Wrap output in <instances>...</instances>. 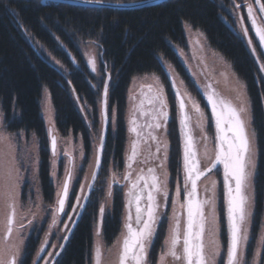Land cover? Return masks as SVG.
Masks as SVG:
<instances>
[{
	"label": "trees",
	"instance_id": "1",
	"mask_svg": "<svg viewBox=\"0 0 264 264\" xmlns=\"http://www.w3.org/2000/svg\"><path fill=\"white\" fill-rule=\"evenodd\" d=\"M142 1L147 0H101L108 3ZM230 5L231 0H169L145 8L121 10L52 1L43 4L41 0H0V109L4 116L3 127L12 135L20 132L27 136L36 135L40 157L39 181L44 203L47 205H52L55 201V188L51 181L50 139L41 115L43 93L45 90L50 93L58 134L62 138L82 137L88 164L93 154V130L99 134L103 126L99 103L102 104L103 86L108 75L110 76L109 131L101 171L79 223L53 264H91L94 225L106 191L105 181H100L108 178L111 168L115 172L124 170L128 140V94L136 78L155 74L166 89L170 105L168 140L172 189L177 178H181L183 143L176 95L170 74L161 58L173 66L187 91L200 102L208 117L210 115L206 95L189 75L172 47L175 45L188 49L183 28L185 23L205 36L209 47L232 66L236 76L246 86L258 154L254 182L255 213L247 247V261L252 259L264 227V79L245 42L225 20H230L226 12ZM81 42H91L98 47L100 79L92 74L81 54L76 44ZM50 55L63 66L66 73L50 62ZM77 101L90 107L92 130L87 127ZM114 114L116 119L113 128ZM211 121L212 119L208 130L213 134ZM78 188L77 185L71 197L67 210L69 214L75 207ZM27 189L28 183L23 191V202L26 200ZM123 203V190L117 189L114 191L112 212L103 222V237L108 246L114 243L121 232ZM218 211L222 243L226 248V211L221 193ZM165 225L157 235L154 256L160 253L165 241ZM70 227L71 225L68 230ZM45 232L46 224L29 236L20 264L35 263ZM262 263L264 264V249Z\"/></svg>",
	"mask_w": 264,
	"mask_h": 264
},
{
	"label": "snow or ice",
	"instance_id": "2",
	"mask_svg": "<svg viewBox=\"0 0 264 264\" xmlns=\"http://www.w3.org/2000/svg\"><path fill=\"white\" fill-rule=\"evenodd\" d=\"M101 3V0H95ZM259 3V12L264 14V2L256 0ZM248 15L252 19V26L256 31L261 44H264V26L257 23L256 11L252 4L248 5ZM264 20V15L260 17ZM241 32L247 36L248 29L241 22ZM251 45L252 41L249 39ZM255 52V49H253ZM93 71L96 70L95 61H91ZM165 63H167L165 61ZM171 66L169 65V68ZM260 70L264 71V63L260 64ZM156 87L147 85L148 93L142 100L137 109L133 111L130 118L132 127L130 131L135 135L131 141L130 150L127 155L126 169L123 175L125 181L124 188V213L122 218V230L117 237V244L120 245L118 264H150L149 252L156 237V230L161 218V209L168 207V173L157 172V167L135 168L138 158L142 155L144 144L156 142L155 153H151L159 160L157 165L164 169V161L167 156L160 159V138L156 131H166V121L169 116L168 102L166 92L159 76L153 74ZM110 79V77H109ZM241 87H246L241 84ZM143 95V89L141 91ZM179 95V93H178ZM108 86H103V122L99 143L95 148L96 169L100 167L101 157L104 153V126L108 123ZM191 99V97H189ZM239 98V97H238ZM209 102L212 105V113L216 118V139L219 141L215 148L214 156H209L207 145H205L204 156L209 160L205 168H201V160L196 147L195 139L189 128V114L187 104L183 97L179 99L180 123L184 135L183 148V184L181 185L179 177L176 181L174 199L172 201V216L169 217L168 235L165 238L164 246L161 249L157 264H168L169 259L174 264H220V258L223 255V264H246L244 260L245 250L249 242V233L251 229L252 216V195H251V177L255 168V147L254 133H249L246 116L249 108L247 100H243L239 107L231 102L217 100L213 95H209ZM145 103L149 106L145 108ZM198 119H204V113L193 100ZM137 114L143 117H150L151 122L141 124L137 119ZM163 121V122H162ZM202 139L207 141L204 127L201 124ZM147 129V132L144 130ZM51 136V154L53 156L52 176L55 178V163L58 157V139L49 132ZM164 147L167 148V143ZM64 156L69 157L71 168H65L63 181L57 185V202L55 214L62 215L65 206L68 203L71 184L73 180L74 157L70 156L65 150ZM83 156V151L80 153ZM142 164L148 163V157ZM10 163V162H9ZM217 165L223 166L224 183L226 192V219L228 241L225 249L224 244L219 238V218L216 211L215 187L216 181H212L211 189L205 186L204 191H212V196L200 197V182L216 168ZM14 167L6 168L4 178L8 184L7 195L13 197V190L16 187L18 177ZM135 173V175H134ZM116 173H113L112 180L116 183ZM95 174H93V180ZM83 192V188H81ZM111 184L108 189V197L111 198ZM183 196V199L181 197ZM87 199L86 197L84 198ZM77 205H80V199L77 198ZM208 209L206 212L205 209ZM10 213L8 217V235L11 236L12 225L15 224L16 211L15 203L9 205ZM77 209H73L76 211ZM105 214V207L99 208L101 223ZM55 224V215L53 216ZM183 225V226H182ZM67 227V226H66ZM67 235L65 242H67ZM260 246L264 247V237L260 239ZM96 264H103V251L98 245L95 254ZM10 264H17L15 256Z\"/></svg>",
	"mask_w": 264,
	"mask_h": 264
},
{
	"label": "rangeland",
	"instance_id": "3",
	"mask_svg": "<svg viewBox=\"0 0 264 264\" xmlns=\"http://www.w3.org/2000/svg\"><path fill=\"white\" fill-rule=\"evenodd\" d=\"M264 2V0H261ZM252 4L257 15V23L264 26V20L260 19V17L264 14L259 12V3L256 0H231V5L226 8V12L230 17L225 18L226 22L230 24L232 29L242 38L245 42L249 52L251 53L252 57L254 58L260 75L264 79V71L260 70V64L264 63V49L261 47L260 41L258 40L255 29L252 26V19L248 15V5ZM241 22L243 25L248 29V35L245 36L241 32ZM184 33L188 42V49L184 50L178 48L175 45H172L173 49L177 52L182 64L185 66L186 70L188 71L189 75L192 77L194 82L198 85L200 90L204 95L209 97V95H213L217 100H224L225 102H231L233 105L239 107L243 100H247L249 113L246 116V120L248 123V131L249 133H254L252 128V114H251V106L249 102V98L246 92L245 87H241L243 84L236 74L233 71L232 66L217 52L213 51L207 41L205 36L199 32L195 31L191 28L188 24L183 25ZM31 39L30 36L27 37ZM249 39H251V45L248 43ZM81 54L83 55L87 65L89 66L90 71L92 74L100 79L101 71H100V60H99V50L98 47L91 42H81L80 44L76 43ZM40 49L45 52L47 55L48 53L46 50L38 44ZM255 49V52L253 51ZM50 62L58 69L62 70L66 73V70L63 66L56 61L51 55L49 56ZM95 61L96 70L93 71L91 61ZM161 61L169 72L170 76L175 81L182 97L184 98L187 104V111L190 117L189 125L192 135L196 142V147L198 150V154L201 160V168H205L209 164V160L205 158V145H207L208 154L209 156H214L215 148L218 145V140L216 139V131L214 127V133L211 134L208 130L210 127V120L212 119L211 114L208 117L207 112L202 108L200 102L194 98L186 89L185 83L181 80V78L176 73L175 69L171 64L168 62L165 63V60L161 58ZM169 65L171 66L169 68ZM153 75H147L143 77L136 78L133 80L131 88L128 94V106H127V152L125 153V164L124 170L121 172H115L112 168L109 172L107 179H102L100 183H104L105 181V197L102 200L100 206L105 207V214L103 217V221L101 223L100 216L98 214V219L94 225V245L93 251L91 256V264H96L95 254L96 248L99 245L103 251V264H118V257L120 251V245L117 244V239L111 246H108L105 243L103 237V222L104 219L112 212L113 207V198H114V191L120 189V185L123 180V173L126 169V162H127V155L130 150V144L133 139H135V135L130 131L132 125L130 124V118L133 115V111L137 109L139 103L145 99L146 95H150L148 93L147 85H153L155 89L156 84L154 79L152 78ZM97 81V80H96ZM244 85V84H243ZM164 87V86H163ZM143 89V95L141 91ZM166 92V89L164 87ZM167 96V92H166ZM191 97V99L189 98ZM239 97V98H238ZM177 104V112L180 115L179 110V102L177 98H175ZM195 101L200 109L204 113V119L199 120L195 109L193 108L192 101ZM168 112L169 116L166 121V131L161 129L156 131V135L159 136L160 141V159L167 156V159L164 161V169H160L157 165L159 164V160L156 159L151 153H155V149L157 147L156 142H149L144 144L142 147V155L138 158V163L135 166L137 170L140 167H144L145 169L149 166L157 167V172L160 173L162 171H166L168 173V188H169V197H168V207L161 209V218L159 220V226L156 230V237L153 241L152 248L149 252V261L150 264H157L159 254L157 256L153 255L154 245L156 242V238L158 233L160 232L161 228L164 223L166 230V236L168 235V228H169V217L172 216V201L174 199V191L170 185V173H169V154H170V144L168 140V124L170 121V105L168 101ZM77 107L87 125V127L91 129L92 121H91V114L92 111L90 107L86 104H81L78 101L76 102ZM149 106L145 103V108L147 109ZM99 108H102V104L99 103ZM210 113V112H209ZM41 115L45 121L47 132L51 131L53 135H55L58 139V157L56 158L55 163V178L52 176L53 171V156L51 154V181L55 188V201L52 205H47L44 203L43 194L40 186L39 181V168H40V157H39V145L38 139L35 134H30L27 136L26 133L20 132L18 135H12L7 133L4 130L3 123H4V116L0 109V264H10L13 256L17 261V264H20V261L23 257L24 248L27 239L29 236L35 231L42 228L44 224H46V232L42 239V242L39 247V252L37 258L35 259L34 264H50L53 259V256L56 250L61 246L62 238L64 234H66L69 226L74 221L75 216L81 206L83 198L86 194V191L89 187V184L92 179V175L94 172V165H95V148L99 143L101 129L99 134H96L93 130V154L90 158L88 164H86V154L83 144V139L81 136L74 137L69 136L68 138H62L56 129L55 125V112L52 105L51 96L48 90H45L43 93V98L41 101ZM115 114L113 118V128L115 125ZM138 121L143 124L146 121L151 122L150 117H143L137 114ZM163 122V121H162ZM179 122V121H178ZM203 125L204 131H206L207 136L209 139L204 141L202 139V133L200 125ZM147 132V129L144 130ZM182 138V137H181ZM50 139V149H51V136L49 134ZM254 147H255V168L252 170L253 174L251 177V195H252V216H251V227L253 223L254 213H255V191H254V182L257 172V162H258V154H257V145H256V137L254 134ZM167 143V148L164 147V143ZM67 150L70 156L74 157V164L75 167L72 169L73 171V180L71 184L70 194L68 198V203L65 207L64 214L57 215L55 214V207L57 202L56 193L58 191L57 185L63 181L65 168L71 166L69 165V157L64 156L63 152ZM81 150L83 151V156L81 157L80 153ZM145 157H148V163L142 164L139 161H143ZM10 162V163H9ZM14 167L16 171V175L18 180L16 182V187L13 190V197H9L7 195L8 192V184L6 179L4 178V172L6 168ZM60 168L62 172L60 173ZM221 170L215 171L214 173L208 175L200 182V197L203 199L205 196L211 197L212 191H208L205 193L204 188L207 186L211 189L212 181H216L215 187V199H216V211L219 218V238L222 241L221 229L222 226L220 224V216L218 211V206L220 203V193L223 194L224 203H225V211H226V189L224 183V172L223 168ZM113 173H116V183L112 180ZM135 175V173H134ZM181 185L183 184V169L180 178ZM28 183V189L26 194L25 202L22 201V195L26 184ZM99 183V184H100ZM98 184V185H99ZM111 184L112 196L111 198L108 197V189L109 185ZM78 185V198L80 199V205H77V198L75 199V207L76 211H72L71 214L68 213L69 203L71 201V197L73 196L74 190ZM115 186V188H114ZM118 186V187H116ZM81 188H83V192H81ZM222 188V190H221ZM123 190L124 195V188L120 189ZM183 199V196L181 197ZM15 203V224L12 225V233L11 236L8 235V217L10 213L9 205L11 203ZM205 211L207 212L208 209L206 207ZM123 213H124V203H123ZM55 215V224L53 223V216ZM226 217V212H225ZM226 223V230H227V219ZM67 226V227H66ZM183 226V225H182ZM122 230V227H121ZM121 233V232H120ZM250 234L249 233V241H250ZM120 236V234H119ZM118 236V237H119ZM264 237V227L260 232V236L257 242V247L254 251L252 259L248 262L247 261V249L245 250L244 260L246 264H263L262 263V254L264 247L260 246V239ZM64 240V239H63ZM227 241H228V232H227ZM249 244V242H248ZM164 246V243H163ZM162 246V248H163ZM248 247V246H247ZM226 249V248H225ZM161 252V251H160ZM224 257L223 255L220 258V264H223ZM168 264H174L171 259H169Z\"/></svg>",
	"mask_w": 264,
	"mask_h": 264
},
{
	"label": "water",
	"instance_id": "4",
	"mask_svg": "<svg viewBox=\"0 0 264 264\" xmlns=\"http://www.w3.org/2000/svg\"><path fill=\"white\" fill-rule=\"evenodd\" d=\"M48 1H52V2H59V3H66V4H72V5H78V6H85V7H93V8H110V9H121V10H128V9H140V8H145V7H148V6H152V5H157V4H161L163 2H166V1H169V0H147V1H142V2H137V3H108V2H101V3H96L95 1H92V0H41V2L43 4L47 3ZM256 33V31H255ZM257 36V34H256ZM258 40H259V37L257 36ZM260 41V40H259ZM261 44V42H260ZM261 47L264 49V44H261ZM109 75H108V78H107V81H106V84L108 86V89H109V82H110V79H109ZM170 80H171V84H172V88L174 90V93L176 95V98L179 102V99L180 97H182L175 81L173 80V78L170 76ZM179 93V95H178ZM205 99H206V102H207V105H208V109H209V112L211 114V117H212V121H213V124L215 126V131H216V136H217V130H216V118L215 116L213 115L212 113V105L211 103L209 102V99L207 96H205ZM107 100H108V97H107ZM180 110V109H179ZM102 118H103V98H102ZM181 118V117H180ZM179 123H180V119H179ZM106 128V131L104 132V150H105V146H106V140H107V135H108V131H109V118H108V123L106 126H104ZM180 128H181V131H182V125L180 123ZM189 128H190V125H189ZM182 135H183V132H182ZM183 140H184V135H183ZM104 155V153H103ZM102 161H103V156L101 157V161H100V167L99 169H94V172L93 174H95V179L93 180V175H92V179H91V182L89 184V187L86 191V194L84 196V198L86 197L87 199L85 200L83 198V201L81 203V206L75 216V219L74 221L72 222L71 224V227L70 229L68 230V233L69 235H67V242H65V239L62 243V246L60 248V250L58 251L57 255L55 256V259L53 260L52 264L57 260V258L59 257V255L62 253V251L64 250L65 246L67 245L72 233L74 232L77 224L79 223L86 207H87V204L89 202V199H90V196L92 194V191L96 185V182H97V179H98V176L100 174V171H101V167H102ZM222 165H217L216 168L213 169V171L211 173H209L208 175L214 173L218 168H220ZM125 183V181L121 184H119L120 186H123ZM225 189H226V192H227V188H226V185H225ZM67 205V204H66ZM66 207V206H65Z\"/></svg>",
	"mask_w": 264,
	"mask_h": 264
},
{
	"label": "flooded vegetation",
	"instance_id": "5",
	"mask_svg": "<svg viewBox=\"0 0 264 264\" xmlns=\"http://www.w3.org/2000/svg\"><path fill=\"white\" fill-rule=\"evenodd\" d=\"M179 119H180V115H178V121H179ZM179 128H180V123H179ZM180 132H181V137H182V143H183V148H184V140H183V135H182V131H181V128H180ZM218 143H219V141H218ZM220 168H223V166H221ZM220 168H218L216 171H218V170H221ZM123 183V182H122ZM116 187H118V186H116ZM114 188H115V186H114ZM123 188V186H121L120 187V189H122ZM62 246V245H61ZM61 248V247H60ZM60 250V249H59ZM57 255V254H56ZM55 259V258H54Z\"/></svg>",
	"mask_w": 264,
	"mask_h": 264
},
{
	"label": "crops",
	"instance_id": "6",
	"mask_svg": "<svg viewBox=\"0 0 264 264\" xmlns=\"http://www.w3.org/2000/svg\"><path fill=\"white\" fill-rule=\"evenodd\" d=\"M126 152H127V149H126ZM126 157V156H125Z\"/></svg>",
	"mask_w": 264,
	"mask_h": 264
}]
</instances>
